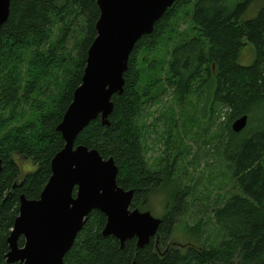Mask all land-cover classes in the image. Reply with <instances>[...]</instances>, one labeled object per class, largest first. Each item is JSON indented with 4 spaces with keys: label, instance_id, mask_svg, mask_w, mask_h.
I'll return each mask as SVG.
<instances>
[{
    "label": "trees",
    "instance_id": "trees-1",
    "mask_svg": "<svg viewBox=\"0 0 264 264\" xmlns=\"http://www.w3.org/2000/svg\"><path fill=\"white\" fill-rule=\"evenodd\" d=\"M254 2L175 0L153 32L136 44L124 92L113 98L110 126L100 118L91 122L76 146L114 159L118 185L134 190L132 210L150 211V196L160 189L169 197L167 210L144 249L136 239L122 249L115 237H104L106 216L93 210L65 264H264V6L244 18ZM99 17L94 0H11L10 16L0 30V264H8L7 240L20 197L40 198L52 174L51 161L65 146L57 126L82 83ZM182 18L190 24L185 37L175 28ZM170 43L167 53L161 52ZM249 44L255 58L243 65L242 50ZM167 89L180 106L190 99L199 105L197 121L221 129L222 164L235 189L212 210L216 242L208 238L200 247L170 243L180 225L193 239L207 232L201 221L194 226L182 221L193 190L175 178L185 157L179 160L182 154L173 157L166 151L153 169L146 156L147 131L140 118ZM244 115L248 124L235 133L232 124ZM180 120L172 115L166 143ZM188 121L192 127L196 122ZM17 156L31 160L36 169L23 174ZM24 244L21 237L19 246Z\"/></svg>",
    "mask_w": 264,
    "mask_h": 264
},
{
    "label": "water",
    "instance_id": "water-1",
    "mask_svg": "<svg viewBox=\"0 0 264 264\" xmlns=\"http://www.w3.org/2000/svg\"><path fill=\"white\" fill-rule=\"evenodd\" d=\"M94 1L100 10L97 37L87 53L82 83L57 126L65 146L51 161L52 174L40 198L20 197L19 215L7 240L8 264H65V255L93 210L106 216L102 235L115 237L122 249L132 239L144 249L162 223L150 211L131 209L134 190L118 185L113 158L104 159L95 149L76 146V140L98 118L110 126L113 98L124 92V75L136 44L153 32L175 0ZM10 6L11 0H0V30L10 16ZM247 124L244 115L232 124V130L240 133ZM21 237L23 247L19 246Z\"/></svg>",
    "mask_w": 264,
    "mask_h": 264
},
{
    "label": "rangeland",
    "instance_id": "rangeland-1",
    "mask_svg": "<svg viewBox=\"0 0 264 264\" xmlns=\"http://www.w3.org/2000/svg\"><path fill=\"white\" fill-rule=\"evenodd\" d=\"M263 6L264 0H255L244 18L251 19ZM189 26V20L182 18L175 28L178 29L179 33L184 34L183 37H185V35H190ZM178 41V38L174 40V42ZM169 45L170 47L167 49L162 48L161 52L167 53V50L172 47L173 43ZM254 58L253 46L250 44L245 46L242 50L240 62L243 65H249L253 62ZM192 100L190 99L185 106H180L172 98L171 89H167L162 93V96L158 100L159 102L147 108L140 118V123L145 126L147 131L146 156L151 168L154 169L155 164L166 151L168 155H172L173 157L178 152L182 154L179 160L185 157L184 161L177 167L178 173L175 178L178 183H182V186L191 185L193 190H191L192 194L188 199L190 203L189 212L182 221L188 224V226H194L198 221H201L204 229L207 228V232L205 234L204 231L199 240L193 239L186 232L182 231L183 225H180L173 234L170 243L172 246L181 248L187 245L200 247L202 244L208 242V238H210V242L215 241L216 232L212 221V210L217 206L223 205L226 198L235 190L232 181L225 175L222 164L221 144L219 141L221 129H215L214 126L197 121L196 117L199 105H194ZM172 115L177 119L181 118L179 121L181 126L175 130L176 132L171 141L166 143L167 134L165 132ZM188 118H194L196 121L193 127ZM185 122L188 123L186 128H184ZM179 138H182V141ZM15 161L20 166L23 174L33 172L36 169L31 160L17 156L15 157ZM163 165H165V162L162 163L161 168ZM167 200H169V197L165 190L160 189L152 193L150 196L152 207L150 212L154 217L161 218L166 213Z\"/></svg>",
    "mask_w": 264,
    "mask_h": 264
}]
</instances>
